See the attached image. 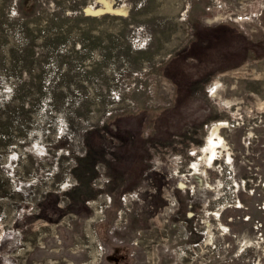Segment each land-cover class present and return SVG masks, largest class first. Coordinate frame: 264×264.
Instances as JSON below:
<instances>
[{"label":"rangeland","instance_id":"1","mask_svg":"<svg viewBox=\"0 0 264 264\" xmlns=\"http://www.w3.org/2000/svg\"><path fill=\"white\" fill-rule=\"evenodd\" d=\"M0 264H264V0H0Z\"/></svg>","mask_w":264,"mask_h":264},{"label":"bare ground","instance_id":"2","mask_svg":"<svg viewBox=\"0 0 264 264\" xmlns=\"http://www.w3.org/2000/svg\"><path fill=\"white\" fill-rule=\"evenodd\" d=\"M223 123L224 122H219V123L213 125L209 130V137L207 139V143H206L205 147L201 150V154H204L201 157H203V156L206 157V160L208 159L210 161V159H212L214 156L217 155V153H219V151L217 149L220 147L222 141H221V138L218 135L217 131L220 128H223L222 127V126H224ZM222 147H223V143H222ZM222 147H220V148H222ZM207 155H208V157H207Z\"/></svg>","mask_w":264,"mask_h":264}]
</instances>
